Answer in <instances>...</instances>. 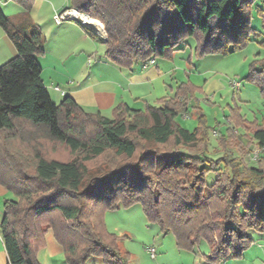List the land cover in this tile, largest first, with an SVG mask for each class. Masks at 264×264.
<instances>
[{
	"label": "trees",
	"instance_id": "1",
	"mask_svg": "<svg viewBox=\"0 0 264 264\" xmlns=\"http://www.w3.org/2000/svg\"><path fill=\"white\" fill-rule=\"evenodd\" d=\"M15 1L24 10L15 16L0 6V27L16 50L0 65V185L12 194L3 201L0 235L8 264H39L36 254L49 230L66 264H87L94 256L103 264H129L130 254L106 231L102 212L136 203L148 221L174 235L177 249L193 251L203 240L208 263L240 258L253 243L249 231L264 233V155L251 167L242 157L211 159L201 110L193 130L177 121L199 89L190 81L142 109L119 103L110 116L88 111L70 96L53 102L36 59L44 36L29 14L33 0ZM68 1L65 8L101 21L104 55L119 66L171 59L188 37L197 58L227 56L256 35L254 11L264 30V0ZM246 79L264 98V58L250 65ZM230 120L242 133L227 128L219 146H240L247 137L264 149V120L247 121L238 113ZM38 139L63 145L73 157L43 154L33 143ZM110 152V164L89 168ZM211 171L215 178L207 184Z\"/></svg>",
	"mask_w": 264,
	"mask_h": 264
},
{
	"label": "rangeland",
	"instance_id": "2",
	"mask_svg": "<svg viewBox=\"0 0 264 264\" xmlns=\"http://www.w3.org/2000/svg\"><path fill=\"white\" fill-rule=\"evenodd\" d=\"M9 1L16 5L14 0ZM4 10L3 13L6 16H13L9 8H4ZM254 10L256 9L254 8ZM255 12L252 14L251 25L254 27L256 35L252 34V39L244 48L227 56L212 53L197 58L194 51L195 40L188 37L177 45L180 50L174 51L171 59L160 56L153 57L159 68L168 71L167 84L174 87V92L169 95L170 97L182 83L190 81L199 87V89L193 90L189 96L188 111L177 117L180 125L193 130L197 126L196 117L198 109H200L204 115V123L210 139L208 156L213 160L242 157V162L246 167L257 166L259 157L264 155V149H260L254 143H248L247 137L240 138L242 139L240 146L231 144L225 146L226 148L219 146L217 140L219 134L225 133L227 128H230L234 134L242 133L241 129L230 120L234 113L242 115L247 121L256 120L261 123L264 120V98L259 87L246 79L250 65L264 58V30L261 19ZM97 21L101 22L99 19ZM99 35L106 37L101 33ZM45 76L46 74H44ZM233 83H238V86ZM46 84L49 86L47 82ZM104 113L105 116L111 114V112ZM33 143L38 145L43 154L49 157L62 160H69L73 157L68 149L61 144L41 139L33 141ZM28 146L33 145L28 144ZM23 147L26 146L23 145ZM114 159L113 153L110 152L90 162L88 166L90 169H95L101 165L110 164ZM223 160L219 161L224 163ZM214 178L215 173L208 172L206 174L207 184H211ZM8 194H10L8 197H11L12 194L10 192ZM102 220L106 231L118 237L119 247L132 252L130 264L174 263L173 258L179 250L176 248L174 235L171 232L163 233L157 223L148 221L141 204L136 203L130 206L120 204L115 209H105L102 212ZM249 234L255 240L256 247H259L260 260L255 264H264V234L252 231H249ZM151 246L156 250L155 258H151L146 252V248ZM195 249L205 252L208 250L207 243L201 240ZM247 258L243 261L244 263L238 261V264H248ZM99 260L94 256L88 260L87 264H102L99 263ZM229 262V264H234L233 261ZM200 264L203 262L200 261Z\"/></svg>",
	"mask_w": 264,
	"mask_h": 264
},
{
	"label": "crops",
	"instance_id": "3",
	"mask_svg": "<svg viewBox=\"0 0 264 264\" xmlns=\"http://www.w3.org/2000/svg\"><path fill=\"white\" fill-rule=\"evenodd\" d=\"M11 3L9 0H3V3L0 0L2 11L9 8L13 16L24 11L17 2L16 5ZM68 3V0H33L29 13L44 36L43 52L36 59L41 68L42 81L53 102L59 103L65 96H70L82 108L99 111L105 115L104 112L110 113L119 103L142 109L145 102L152 104L170 97L174 87L167 84L168 71L159 68L156 60L152 64L134 62L129 67L119 66L105 57L103 36L74 20L55 24L52 15L64 9ZM89 31L102 40H94L88 34ZM15 55L16 50L12 42L0 27V65ZM8 193L0 185V222L4 216L3 201L10 195ZM50 232L47 231L44 236V246L36 254L37 261L39 264H66L62 247L52 232L48 234ZM148 248L150 247L146 248L147 253ZM258 248L253 239V243L244 250L240 258L227 259L219 264H229V261L238 264V261L243 262L247 257L248 264H255L260 260ZM182 251L184 250H178L175 254L173 259L176 263L173 260L174 263L166 264H200V261L203 264H211L203 259L208 250L206 253L195 248L191 252ZM127 252L132 254L131 251ZM99 263L102 262L99 260ZM0 264H8L1 235Z\"/></svg>",
	"mask_w": 264,
	"mask_h": 264
},
{
	"label": "built area",
	"instance_id": "4",
	"mask_svg": "<svg viewBox=\"0 0 264 264\" xmlns=\"http://www.w3.org/2000/svg\"><path fill=\"white\" fill-rule=\"evenodd\" d=\"M86 16H89V15L82 13V12H79L73 8H65L59 12H55L52 15V20L55 24H60L63 21L74 20V21H77L78 23L86 26L87 28L95 31L97 34H100L97 28L93 27V25H91L89 22H86V18H85ZM104 38H106V37H104ZM153 62H154V59H150L148 61V64H152ZM233 85L238 86V83H235V84L233 83ZM254 158H255V156H254ZM148 253H149L151 258L155 257L154 248H152V247L148 248Z\"/></svg>",
	"mask_w": 264,
	"mask_h": 264
},
{
	"label": "bare ground",
	"instance_id": "5",
	"mask_svg": "<svg viewBox=\"0 0 264 264\" xmlns=\"http://www.w3.org/2000/svg\"><path fill=\"white\" fill-rule=\"evenodd\" d=\"M85 18L86 22H89L91 25H93V27L97 28L102 35H105L103 28L101 27V24L98 21L90 19L89 16H86Z\"/></svg>",
	"mask_w": 264,
	"mask_h": 264
}]
</instances>
